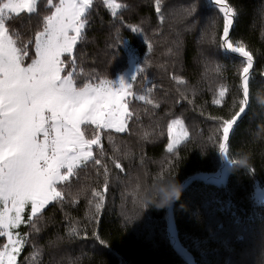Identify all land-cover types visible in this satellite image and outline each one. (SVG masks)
<instances>
[{
	"label": "trees",
	"instance_id": "1",
	"mask_svg": "<svg viewBox=\"0 0 264 264\" xmlns=\"http://www.w3.org/2000/svg\"><path fill=\"white\" fill-rule=\"evenodd\" d=\"M118 2L126 7L113 17L101 0H96L87 40L76 47L77 65L85 71L94 70L100 79H112L130 61L135 67L140 64L144 71H135L130 90L139 96L149 95L148 89H152L150 98L160 101L159 107L153 109L129 97L139 119H133L132 127L124 133H101V145L108 157L113 155L109 135L120 154L128 156L121 158L123 171L115 169L110 159L97 157L113 175H120L107 190L100 220L89 223L84 196L75 204L68 203V197L63 208L58 203L50 204L41 232L22 248L18 260L28 264L25 257L36 251L42 264H186L188 260L170 241L167 208L144 195L146 184L164 175L180 186L178 197L171 202L172 216L177 239L191 254L192 264H264V201L253 194L256 184L264 187V103L260 102L264 100V0H230L238 10L230 39L242 42L253 53L254 66L249 107L229 141V158L245 163L231 165L222 184L194 176L221 167L218 141L213 142L218 126L213 118L231 114L234 100L241 95L239 70L243 58L219 44L222 13L212 0H162L161 21L155 0ZM193 3L197 11L189 17L185 10ZM39 4L43 14L47 0H39ZM37 18L25 15L19 26L26 30L31 22L30 34L34 36ZM19 19L10 21V25H17ZM210 19L215 20L211 29ZM132 25L141 31H132ZM205 31L215 32L216 37L202 36ZM149 42L154 46L151 50ZM173 75L183 76L186 82L178 83ZM221 85L226 88L223 97L218 95ZM216 99L221 103L215 104ZM175 116L184 121L189 136L170 153L165 147L167 121ZM144 132H148L147 139ZM169 159L174 161L171 168L167 166ZM103 164L99 179L91 165L82 171L79 183L73 184V196L81 186L102 187ZM141 199L147 201L146 206L139 204ZM72 227L80 233L79 238L55 247L48 244ZM14 231L22 234L29 228L21 224ZM93 231L98 232L104 245L95 240ZM5 240H0V245ZM33 242L43 246L42 250L33 249Z\"/></svg>",
	"mask_w": 264,
	"mask_h": 264
},
{
	"label": "snow or ice",
	"instance_id": "2",
	"mask_svg": "<svg viewBox=\"0 0 264 264\" xmlns=\"http://www.w3.org/2000/svg\"><path fill=\"white\" fill-rule=\"evenodd\" d=\"M212 2L223 16L222 33L218 37L220 46L243 58L239 70L240 98L234 100L236 106L231 114L213 118L218 125L213 142L218 141L219 157L223 162L229 166L244 164L245 160L230 159L228 152L231 133L249 107L253 53L242 42L230 39L238 11L230 0ZM101 3L113 17L126 7L118 0H101ZM95 4L96 0H47V9L41 14L39 0H0V240L7 238L0 245V264H24L18 256L34 234L41 232L44 212L50 204L58 203L63 208L68 197H71L68 203L75 204L84 196L89 206L86 213L89 223L99 221L106 206L107 190L120 175H113L108 165L97 157L110 159L115 169L123 171L121 158L128 156V153L120 154L113 136L109 135L113 155L108 157L101 145V133L105 130L124 133L132 127L133 119H139L129 97L144 101L153 109L159 107L160 101L150 98L152 89H148L149 95L137 96L123 76L118 80L100 79L94 75V70L85 71L83 66L77 65L76 47L87 40L86 32L94 22L91 13ZM155 10L163 21L162 0H155ZM196 11L195 3L185 10L189 17ZM25 15L38 17L34 36L30 34L33 31L31 22L26 30L19 26ZM17 18H20L17 25H10L9 22ZM214 24L215 20L210 19L208 28ZM132 31L138 33L141 29L132 25ZM116 32L119 33L118 28ZM208 35L216 37L215 32L202 33V36ZM153 47L149 42L148 48ZM143 71L144 68L137 64L136 72ZM172 79L186 82L179 75H173ZM225 92L226 88L221 85L219 97ZM214 103L220 104L221 100L216 99ZM167 134L165 147L171 153L189 136L180 116L167 121ZM143 137L147 139L148 132H144ZM102 164V187L81 186L73 196V184L79 183L82 171L91 165L99 179ZM173 165L174 161L169 159L167 166ZM224 171L215 174L217 180L222 178ZM150 185L146 184L144 192ZM171 202L161 205L169 213ZM139 204L146 206L147 201L141 199ZM21 224L29 231L22 234L14 231ZM168 234L175 240L170 215ZM83 235L87 237V231ZM92 236L100 245L105 244L98 232L93 231ZM79 237L80 233L72 227L48 244L55 247ZM31 247L42 250L43 246L33 242ZM38 255L34 251L25 260L28 264H42Z\"/></svg>",
	"mask_w": 264,
	"mask_h": 264
},
{
	"label": "rangeland",
	"instance_id": "3",
	"mask_svg": "<svg viewBox=\"0 0 264 264\" xmlns=\"http://www.w3.org/2000/svg\"><path fill=\"white\" fill-rule=\"evenodd\" d=\"M135 68H136L135 64L132 61H130L128 67L124 71H122L121 73H118L112 79L113 80H118L119 77L123 76L126 79L127 83L129 84L131 78L134 76L133 74L136 71ZM112 79H108V80H112ZM229 168H230V166L222 161L221 167L217 171H215V172H197L194 176L195 177H199V178L204 179V180H207V181H211V182L216 183V184H222V183L225 182V180L227 178V175H228V172H229ZM221 170H225V171L223 172L222 178L217 180L215 174L218 171H221ZM209 174H211V176H209ZM253 194H254V197L258 201H264V187H261L258 184H256L255 187H254ZM167 211H168V209H167ZM169 215L171 216V220H172V223H173V226H174V231H175V237H176L175 240H173L172 237H170V241H171L172 245L174 246V248L180 254H182L184 258H186L188 260V262L186 264H192V256H191V254L189 253V251L186 248H184L179 243V241L177 239L176 228H175V224H174V220H173V216H172V211H171V213H169V211H168V217H169Z\"/></svg>",
	"mask_w": 264,
	"mask_h": 264
},
{
	"label": "clouds",
	"instance_id": "4",
	"mask_svg": "<svg viewBox=\"0 0 264 264\" xmlns=\"http://www.w3.org/2000/svg\"><path fill=\"white\" fill-rule=\"evenodd\" d=\"M264 103V100L260 101ZM180 191L179 183L167 176H158L153 184L148 187L144 195L146 198L158 201L160 205L169 203L177 198Z\"/></svg>",
	"mask_w": 264,
	"mask_h": 264
}]
</instances>
